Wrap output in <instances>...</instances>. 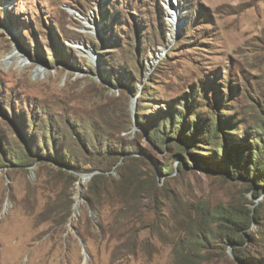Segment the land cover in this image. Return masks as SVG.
Masks as SVG:
<instances>
[{"label":"rangeland","instance_id":"374dc122","mask_svg":"<svg viewBox=\"0 0 264 264\" xmlns=\"http://www.w3.org/2000/svg\"><path fill=\"white\" fill-rule=\"evenodd\" d=\"M260 137L264 0H0V264H177L176 217L200 223L198 207L250 210L237 246L264 264V181L246 166ZM130 163L162 189L136 251L112 193L90 192ZM218 235L200 263L241 264Z\"/></svg>","mask_w":264,"mask_h":264},{"label":"trees","instance_id":"16d2710c","mask_svg":"<svg viewBox=\"0 0 264 264\" xmlns=\"http://www.w3.org/2000/svg\"><path fill=\"white\" fill-rule=\"evenodd\" d=\"M172 119L173 117L171 116L170 127L173 128L174 131L179 130L180 138L188 139V135L185 133L187 131V124H183V127L180 128L175 123H172ZM216 119V123L210 121L208 126V132L209 135L213 136V141L217 140L216 138L218 137L221 128H226L224 126L225 121L221 122L219 117H217ZM156 138L162 141L165 140L161 128L157 129ZM50 139H52L53 141L54 150L58 152L56 154V158L60 159V162H64V164L66 165H71L70 162H67L63 159L62 152L60 153V150H58V148L55 146L56 139H54L53 136H51ZM258 141H263L262 137H260ZM43 142L45 149L48 152L49 158L51 157V154L49 153L45 138L43 139ZM210 146H212V151L214 153L218 152L219 147L224 148L223 145H217L215 143H211ZM254 150L258 152V162L256 164L252 162L253 159L251 154L253 148L249 147L250 156L246 164L249 170L247 172L250 174V167H254L255 174H258L256 175V178L263 179L264 181V149H260L259 144H256V148H254ZM37 152L38 155H40V150H38ZM22 158L25 159L26 157ZM123 167L126 166H122L121 168ZM61 168L62 167H60L59 170L64 171ZM108 182L110 183V185L107 187L105 186L106 188L104 189L96 186L97 183L107 185ZM90 192L92 196L96 197V200H98H92L91 203H98V205H100L99 199L103 195V193H112V195L109 196L113 199L111 201V207L114 209L113 212L117 213L116 221H122V227H130L129 230L125 231L126 235L130 234L131 237L134 238V240L129 245L134 251L140 249V243L137 239V226H139L140 223H143L145 221V215L144 213H142L141 206L143 204L145 205L146 198H150L153 202L155 201L156 204L160 203L158 195L159 192H162V189L158 185L156 177L154 175H150L149 173L142 174L140 171L137 170L136 166L133 163H130L126 167L125 171H121V175L118 180H114L109 176H106L105 174L97 173L92 179V183L90 185ZM155 207L158 206L156 205ZM163 207L164 205L161 204L160 210H162ZM124 214H127V216L125 217ZM196 215L197 217H199L198 219H200V223L192 221V219L188 218L187 216L176 217L179 229L184 234L183 238H181L178 241L176 247H174L175 254L177 255V264H201V246L207 243V237L213 236L215 234V230H217L220 239L226 240V242H231L232 244H234V255L236 256L237 260L241 262V264H258L256 261L253 260V257L250 255V252L248 250H242L237 246L243 245L246 242L247 238L245 236V232L243 231L249 228L252 220L255 218V215L251 216L250 210L245 212L225 210L224 212H219L218 214L215 213L213 215V213L209 209H206L204 207H198ZM215 220L218 221V225L216 228L213 227V223L215 222ZM249 236L250 238L256 240L254 235Z\"/></svg>","mask_w":264,"mask_h":264},{"label":"bare ground","instance_id":"6f19581e","mask_svg":"<svg viewBox=\"0 0 264 264\" xmlns=\"http://www.w3.org/2000/svg\"><path fill=\"white\" fill-rule=\"evenodd\" d=\"M23 54H24V53H23ZM21 56L23 57V55H21ZM12 58L15 59V58H17V56H16V55H13V56L11 57V59H12ZM8 63H10V62L8 61ZM21 64H22V65H27V62H26V60H25L24 58H23V60L21 61ZM36 71H37L38 74L45 73V69H44V68H39V69H37ZM47 74H48V73H47ZM82 178H83V177H82ZM85 179H86V178H83L82 181H85ZM87 179H88V178H87Z\"/></svg>","mask_w":264,"mask_h":264}]
</instances>
